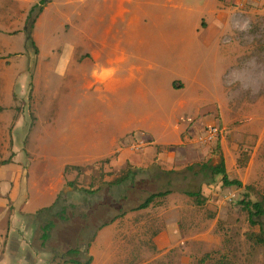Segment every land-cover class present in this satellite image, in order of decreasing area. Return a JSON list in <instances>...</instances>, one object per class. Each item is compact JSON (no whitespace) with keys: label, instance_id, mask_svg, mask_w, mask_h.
<instances>
[{"label":"rangeland","instance_id":"1","mask_svg":"<svg viewBox=\"0 0 264 264\" xmlns=\"http://www.w3.org/2000/svg\"><path fill=\"white\" fill-rule=\"evenodd\" d=\"M40 1L0 0V264H264V245L247 237L259 227L239 203L264 194V4L224 2L221 63L188 40L204 0L127 1L128 22L114 28L134 27L126 45L143 72L132 80L107 62L119 55L104 43L110 0H47L39 12ZM128 122L154 140L138 143L136 130L109 145ZM175 126L183 142L158 146L176 139ZM78 151L89 158L77 161ZM220 155L240 186L199 173ZM127 169L133 177L110 185ZM197 189L202 205L184 193ZM69 248L80 253L65 256Z\"/></svg>","mask_w":264,"mask_h":264},{"label":"crops","instance_id":"2","mask_svg":"<svg viewBox=\"0 0 264 264\" xmlns=\"http://www.w3.org/2000/svg\"><path fill=\"white\" fill-rule=\"evenodd\" d=\"M129 1V0H110L107 1V4L112 3V7L114 5L115 9H113L112 14H111V22L110 24L107 26V41H104V43H107V46H110V50H119V55H115V56H107V62L110 65H118L120 67V69L122 70V72L124 74H129L128 76H133V79H140L141 75H142V66L140 62H136V61H131L130 60V56L133 54L129 51V48L127 47V43L129 42L130 44L133 43V37L130 39V35L128 33L129 30H131L134 27L130 26L129 24L125 25V28L123 30H121L119 36H117V34L119 33L118 30L116 28H114V24L116 23V21L118 19L121 20H125V14H127L129 11L131 12V10H129L128 8L125 7V3ZM167 3H171L173 4V8L176 7V2L175 0H166ZM225 1H232L234 3H236L237 8H241L242 10H245V7H248L250 5H252L253 7L257 6H261L264 4V0H204L201 4L203 5L204 8V12L202 13V16H204L203 20H202V24L201 25H195L193 27V31L189 34L188 36V40L191 41L193 44H195V46L199 47L200 45H203L204 47H208L211 50V54L214 57V60H218L221 63L224 62L229 59V56H227L225 54V52H223V48L224 47H228V45L225 44V42H223V40L225 39V35L224 33L226 32L228 28L227 25V18H225V14L229 13V9H224V2ZM165 4V3H164ZM199 6V8H201V6ZM264 9V8H263ZM186 12L184 14V16H188L189 13L193 10L192 5H189L186 7ZM255 10V9H253ZM231 16V14H230ZM113 20V21H112ZM126 21V20H125ZM128 22V21H126ZM205 22L207 24H205ZM120 31V30H119ZM131 46V45H130ZM94 48V46H89V48ZM201 48V47H199ZM113 68V67H111ZM112 73V71H107V73ZM94 73V70H93ZM131 80V81H132ZM131 81H126L124 82L118 89L113 90L112 94L117 93L118 90H120L121 88H124L129 82ZM177 87H181L182 85L179 82H175ZM132 122H128L125 123V129L119 133H114V134H110L111 137L109 138V145L111 144H115V142L117 141L118 138L125 136L127 133L129 132H133V131H138L139 133L137 134V136L139 137V141L138 143H141L145 140H154V136L152 131L149 129V127H143L141 126V128H134L131 124ZM129 125V128H128ZM132 126V127H131ZM73 128H75V135L77 138V143L79 145H83L85 144V138H84V134L82 131V128L79 125H74ZM175 133H176V139L174 140H164L159 142L158 146H164V145H169L171 143L174 142H178V143H182L183 141L180 138L181 135V131L180 128L175 126ZM141 131V132H140ZM143 132V133H142ZM107 134V132L105 133ZM103 135V134H102ZM93 144H95V142H93ZM141 146V145H140ZM76 160L80 161V160H86L89 158V152H85V151H78L77 152V156L75 157ZM76 165V164H74ZM66 166V165H65ZM64 166V169H65Z\"/></svg>","mask_w":264,"mask_h":264},{"label":"trees","instance_id":"3","mask_svg":"<svg viewBox=\"0 0 264 264\" xmlns=\"http://www.w3.org/2000/svg\"><path fill=\"white\" fill-rule=\"evenodd\" d=\"M47 0H41L40 1V6L38 8V11H42L45 2ZM29 38V36H28ZM0 110H2V106L0 105ZM3 163V162H2ZM5 163V162H4ZM199 173L203 174V175H208L207 176V183H209L210 179H212L215 175L220 174L221 175V180L223 181V183L225 185H236V186H240L241 182L237 179H229L227 174H226V170H225V162H224V158L222 155H220V161L218 164L216 165H212L208 162H203V163H199ZM195 164H190L187 166L188 170H193ZM68 167V165L65 166V169ZM74 167H79L78 165H75ZM134 175V170L131 169H127L123 175H121L120 177H117L116 179H114L113 181H110V185H118L122 182H124L125 180H128L129 178L133 177ZM71 185V183H69ZM87 191V190H85ZM169 193H171L170 189H164V190H159L156 192H152L150 194H148L144 200L138 204V206H136V209H144V208H148L150 205H152L154 203V201L157 198H161L164 197L166 195H168ZM186 195L192 197L194 199V201L196 202V204L198 205H202L205 201L204 196L201 193L200 189L197 190H187L184 192ZM241 207L244 209V211H246L247 213V217H248V221L251 225H257L259 227V231L258 232H251L249 234H247L248 239L255 245H264V224H262V219H264V194L261 195V197L256 200V201H252L250 198L246 197L243 198L239 201ZM50 208V207H49ZM48 209V208H47ZM49 224H46L43 228V233H42V238L46 239L48 237V229H49ZM79 249L76 248H69L65 251V256H72V255H78ZM92 261L91 256L88 257L86 260L84 261H80L77 258H72L69 257L68 259L64 260V263L69 262V263H74V264H90ZM64 263H57V264H64ZM219 264H224L222 261L218 262Z\"/></svg>","mask_w":264,"mask_h":264},{"label":"built area","instance_id":"4","mask_svg":"<svg viewBox=\"0 0 264 264\" xmlns=\"http://www.w3.org/2000/svg\"><path fill=\"white\" fill-rule=\"evenodd\" d=\"M205 132V140L208 142H212L218 135V128L213 125H209L207 126Z\"/></svg>","mask_w":264,"mask_h":264}]
</instances>
